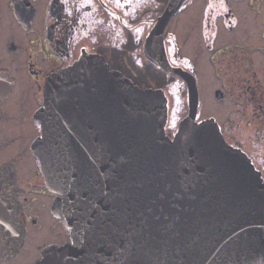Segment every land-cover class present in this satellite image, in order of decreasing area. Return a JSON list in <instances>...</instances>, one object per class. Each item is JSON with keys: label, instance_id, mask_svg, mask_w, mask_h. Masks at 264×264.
<instances>
[{"label": "water", "instance_id": "obj_1", "mask_svg": "<svg viewBox=\"0 0 264 264\" xmlns=\"http://www.w3.org/2000/svg\"><path fill=\"white\" fill-rule=\"evenodd\" d=\"M175 1L147 52L153 65L186 82L187 113L172 137L164 90L139 87L101 55L83 54L49 78L33 151L69 240L46 246L35 264L264 260V189L256 170L212 118L196 119L195 78L166 57L161 34ZM11 231L6 224L0 257L23 242L18 224L12 241Z\"/></svg>", "mask_w": 264, "mask_h": 264}, {"label": "flooded vegetation", "instance_id": "obj_2", "mask_svg": "<svg viewBox=\"0 0 264 264\" xmlns=\"http://www.w3.org/2000/svg\"><path fill=\"white\" fill-rule=\"evenodd\" d=\"M169 4L0 0V241L8 223L10 241L17 236V224L23 236L14 254L3 251L0 264H35L46 246L69 240L51 209L57 195L46 186L33 151L41 134L35 114L52 75L83 54H98L142 88H163L167 96L163 84L168 79L178 83L187 104L185 80L153 65L147 53L152 31L160 29L157 21ZM199 17L200 35L210 49V99L227 109L222 121L210 118L225 140L250 159L264 189V0L175 1L162 28L163 47L170 65L192 74L197 89L195 57L184 46ZM175 131L166 133L172 137Z\"/></svg>", "mask_w": 264, "mask_h": 264}, {"label": "rangeland", "instance_id": "obj_3", "mask_svg": "<svg viewBox=\"0 0 264 264\" xmlns=\"http://www.w3.org/2000/svg\"><path fill=\"white\" fill-rule=\"evenodd\" d=\"M198 21L199 25L195 34L191 35L190 42L188 45L184 46V52L195 57V72L199 76L198 90L200 99L196 119L202 120L210 117V115H215L219 121H222L226 116L227 109L222 104L219 105L214 103V101L210 99V49L206 47V42L203 41L200 35V17ZM183 37L184 36H181L180 38ZM164 87L166 88L169 105L165 130L167 133H172L173 129L177 130L176 126H178L179 120L186 115V98L179 96L178 83L168 79ZM32 245L33 243H30L29 247Z\"/></svg>", "mask_w": 264, "mask_h": 264}, {"label": "trees", "instance_id": "obj_4", "mask_svg": "<svg viewBox=\"0 0 264 264\" xmlns=\"http://www.w3.org/2000/svg\"><path fill=\"white\" fill-rule=\"evenodd\" d=\"M161 81H163V80H161ZM157 84H158V85H162V83H159V82H158ZM164 85H165V84H163V86H164Z\"/></svg>", "mask_w": 264, "mask_h": 264}]
</instances>
